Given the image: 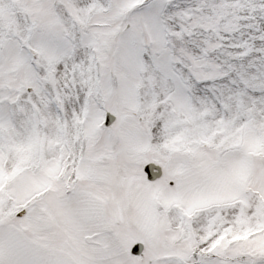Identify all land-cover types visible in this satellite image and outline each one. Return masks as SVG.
<instances>
[{"label":"snow or ice","instance_id":"snow-or-ice-1","mask_svg":"<svg viewBox=\"0 0 264 264\" xmlns=\"http://www.w3.org/2000/svg\"><path fill=\"white\" fill-rule=\"evenodd\" d=\"M0 264H264V0H0Z\"/></svg>","mask_w":264,"mask_h":264}]
</instances>
